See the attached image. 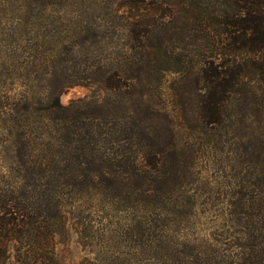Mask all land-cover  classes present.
I'll return each instance as SVG.
<instances>
[{
    "label": "rangeland",
    "instance_id": "rangeland-1",
    "mask_svg": "<svg viewBox=\"0 0 264 264\" xmlns=\"http://www.w3.org/2000/svg\"><path fill=\"white\" fill-rule=\"evenodd\" d=\"M217 1L0 0V188L29 187L22 177L34 170L59 175L38 188L83 190L67 175L91 169L76 149L53 161L56 144L45 136L32 139L30 156L19 161L11 118L31 96L45 104L56 95L92 116L96 132L122 137L101 145L104 153L137 149L123 138L140 121L175 153L172 163L131 174L126 185L89 186L71 200L54 235L60 264H259L253 237L264 239V73L245 72L248 81L210 132L189 129L177 104L175 87L209 41L191 14L201 17ZM115 68L125 90L104 86ZM150 173L158 178L137 182L136 174Z\"/></svg>",
    "mask_w": 264,
    "mask_h": 264
},
{
    "label": "trees",
    "instance_id": "trees-1",
    "mask_svg": "<svg viewBox=\"0 0 264 264\" xmlns=\"http://www.w3.org/2000/svg\"><path fill=\"white\" fill-rule=\"evenodd\" d=\"M217 2L209 3L201 17L197 13H202L197 11L191 14L193 21H203L209 41L206 51L199 53V63L175 87L182 119L189 129L202 133L212 131L222 122L225 103L248 81L245 72L264 73V0ZM117 72L115 68L104 79V86L115 92L126 89V81ZM91 117L80 108L63 106L56 95L45 104L31 96L24 101L23 111L11 118L16 132L11 146L20 156L19 161L30 156L29 143L40 136L55 142L56 149L50 156L56 163L66 160V154L70 156L73 149L78 150L76 160L90 163L91 169L89 173L67 176L82 184L84 191L89 186L104 189L109 185H126L131 174L150 168L158 170L173 162L172 143L159 141L157 132L145 128L141 121L132 122L123 138L126 145L137 144V149L131 151L126 146V152L120 154L104 153L101 145L106 141L118 143L122 137L96 132ZM28 124L31 127L25 129ZM32 165L38 170L42 163L33 161ZM32 172L22 177L29 187L0 188V264H60L54 254L56 227L63 224L66 205L83 190L38 188L36 183L58 182L59 175ZM135 177L139 184L146 178H158L154 173ZM253 238L259 249L256 262L264 264V239L257 241V235Z\"/></svg>",
    "mask_w": 264,
    "mask_h": 264
}]
</instances>
